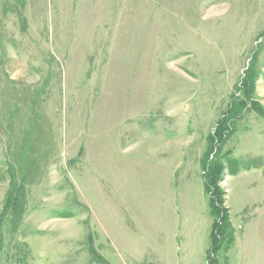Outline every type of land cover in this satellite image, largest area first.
<instances>
[{
	"label": "rangeland",
	"instance_id": "rangeland-1",
	"mask_svg": "<svg viewBox=\"0 0 264 264\" xmlns=\"http://www.w3.org/2000/svg\"><path fill=\"white\" fill-rule=\"evenodd\" d=\"M250 71L235 239L264 223V0H0V218L12 174L27 191L0 264H208L202 161Z\"/></svg>",
	"mask_w": 264,
	"mask_h": 264
},
{
	"label": "trees",
	"instance_id": "trees-1",
	"mask_svg": "<svg viewBox=\"0 0 264 264\" xmlns=\"http://www.w3.org/2000/svg\"><path fill=\"white\" fill-rule=\"evenodd\" d=\"M251 73L254 74L253 71H250L243 80L244 95L242 98H236V101L233 100L236 104L233 103V108L229 114L225 113L223 118L219 119L214 133L208 139V154L205 155L202 161L204 188L209 195V205L214 217L210 233V246L207 250L208 264H221L218 258L219 254L222 251L227 253L235 240V231L231 224L229 207L226 206L225 192L220 185L226 176V164L223 161L226 154L221 156L220 153L227 138L233 131L232 123L234 118L239 116L243 108H252L257 113L263 111L261 103L256 100ZM11 177V188L5 198L4 209L0 218V228L3 227L6 218H11L10 229L14 232L18 231L17 227L26 213L27 191L22 181L19 180L18 182L13 174ZM2 242L3 232L1 230L0 250L2 249Z\"/></svg>",
	"mask_w": 264,
	"mask_h": 264
},
{
	"label": "crops",
	"instance_id": "crops-1",
	"mask_svg": "<svg viewBox=\"0 0 264 264\" xmlns=\"http://www.w3.org/2000/svg\"><path fill=\"white\" fill-rule=\"evenodd\" d=\"M248 226L242 229L243 236L237 234L227 264H264V223H259L256 229L251 228V223Z\"/></svg>",
	"mask_w": 264,
	"mask_h": 264
}]
</instances>
